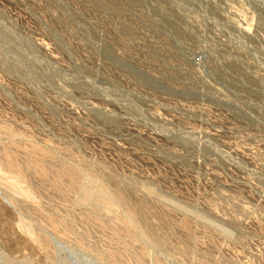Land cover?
I'll return each mask as SVG.
<instances>
[{"label":"rangeland","instance_id":"rangeland-1","mask_svg":"<svg viewBox=\"0 0 264 264\" xmlns=\"http://www.w3.org/2000/svg\"><path fill=\"white\" fill-rule=\"evenodd\" d=\"M0 264H264V0H0Z\"/></svg>","mask_w":264,"mask_h":264}]
</instances>
